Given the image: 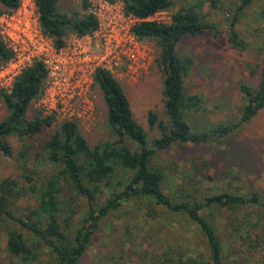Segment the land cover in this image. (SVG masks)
Instances as JSON below:
<instances>
[{
  "label": "trees",
  "instance_id": "16d2710c",
  "mask_svg": "<svg viewBox=\"0 0 264 264\" xmlns=\"http://www.w3.org/2000/svg\"><path fill=\"white\" fill-rule=\"evenodd\" d=\"M34 1L41 30L52 38L56 47L62 46L69 34H91L97 27L96 17L86 12L88 0H82L83 13L59 11L60 0ZM118 1L122 2L125 13L140 19L133 29L137 38L154 43L160 50L157 60L164 71L162 93L166 119L158 120L154 112L148 114L149 126L156 127L159 135L147 136L143 127L134 120L129 101L116 77L98 68L93 86H97L101 93L107 125L117 138L90 145L78 123L66 120L42 142L38 152L33 154L29 150L32 145L19 149L17 175L0 179V223L6 228V252L12 264H79L99 220L121 203L137 199L147 207L148 216H153L149 205L154 204L192 222L204 241L200 256L203 253L206 256L205 264H230L216 227L201 210L218 206L231 209L257 207L264 211L262 194L225 191L199 200L183 195L184 188L182 193L168 194L163 188L165 172L158 157L175 144L220 140L249 121L264 107V59L258 64L246 65L249 71L257 72L258 81L255 85L240 84L243 105L238 121L194 129L186 112L201 110L202 98L185 91L184 78L193 60L179 53L177 44L186 35L207 30L215 32L216 26L206 20L197 5L179 8L172 13L170 21L164 23L150 17L171 8L172 0ZM252 1L241 0L229 22L228 42L234 48L246 47L235 24L239 13ZM19 4L20 0H0V12L15 9ZM12 55L11 49L0 38V66ZM46 73L43 64L35 62L15 77L9 91L1 90L7 111L6 117L0 121L2 155L9 158L13 155L8 137L19 135L26 138L27 143L33 135L51 125L52 117L49 115L33 119L26 117L30 103L45 87ZM46 170L48 173L43 175ZM65 186L85 201L84 211L76 225H72L77 213L72 206L73 195H62ZM105 190L109 196L101 203ZM257 225L258 222L250 225L255 231L250 241L260 246L264 244V232H259ZM195 263H198L196 258L174 245L162 248L155 262Z\"/></svg>",
  "mask_w": 264,
  "mask_h": 264
},
{
  "label": "rangeland",
  "instance_id": "374dc122",
  "mask_svg": "<svg viewBox=\"0 0 264 264\" xmlns=\"http://www.w3.org/2000/svg\"><path fill=\"white\" fill-rule=\"evenodd\" d=\"M240 1L172 0L171 8L151 17L158 22H169L174 11L184 6L197 5L206 20L216 26L215 32L207 30L196 35H186L177 44L178 52L193 60L184 78L185 91L202 98L201 110L186 112L194 129L238 121L243 105L240 84L255 85L258 81L257 72L249 71L246 65L258 64L264 59V0H253L238 15L235 29L245 42L246 47L243 49L234 48L228 42L229 22ZM81 3L82 0H60L58 9L67 13H83ZM15 9L0 12V38L6 44L10 43V35L21 36L26 28L36 23L34 0H20ZM140 41L150 49L152 57L146 71L134 81L124 75L115 77L129 101L134 120L152 138L159 135V130L149 126V112L156 113L158 120L166 119L162 93L164 71L157 60L160 56L159 48L152 42ZM47 87L45 81L43 91L30 103L26 111L28 119L47 115L40 104ZM1 90H4L2 86ZM91 90L93 114L86 121L76 122L90 145L112 141L117 136L107 125L101 93L97 86L92 85ZM6 113L0 95V121L6 117ZM50 116L51 125L33 135L27 143V139L19 135L7 138L13 155L9 158L0 153V179L17 175L18 151L23 146L32 145L29 150L33 154L41 149L42 142L63 119L60 114ZM158 162L164 168L163 188L168 194L182 193L181 189L184 188L182 194L189 195L192 200L225 191H256L264 197V107L226 137L200 143L175 144L159 154ZM47 173L48 170L43 175ZM64 189L62 195H73L72 206L77 213L72 225H76L84 211L85 201L69 192L66 186ZM108 196L105 190L100 202H104ZM28 202L33 203L31 200ZM149 206L152 208V217L147 215L148 209L144 203L137 199L123 202L117 209L107 212L99 220L79 264H155L162 248L169 245L177 246L188 256L196 258L198 263L195 264H205L206 256L204 253L200 256L204 250V241L195 225L159 205ZM201 212L216 227L224 255L230 264H264V244L257 246V243L250 241L251 236H255L252 233L255 231L250 227L252 222H258L257 230L264 232V211L257 207L231 209L214 206L202 209ZM5 243L6 228L0 223V264H12Z\"/></svg>",
  "mask_w": 264,
  "mask_h": 264
},
{
  "label": "built area",
  "instance_id": "2783aa9c",
  "mask_svg": "<svg viewBox=\"0 0 264 264\" xmlns=\"http://www.w3.org/2000/svg\"><path fill=\"white\" fill-rule=\"evenodd\" d=\"M88 4L86 12L96 17V29L86 35L72 33L62 46L56 47L41 30L34 1L36 23L21 36H9L10 43L6 45L13 55L0 66V86L9 91L24 68L41 62L47 71L48 89L40 104L47 115L60 114L62 121H86L94 110L91 88L98 68L132 81L144 73L152 57L133 31L140 19L125 13L118 0H88Z\"/></svg>",
  "mask_w": 264,
  "mask_h": 264
}]
</instances>
